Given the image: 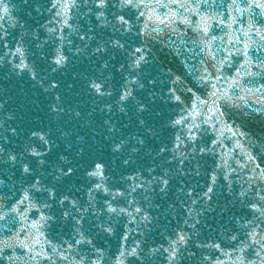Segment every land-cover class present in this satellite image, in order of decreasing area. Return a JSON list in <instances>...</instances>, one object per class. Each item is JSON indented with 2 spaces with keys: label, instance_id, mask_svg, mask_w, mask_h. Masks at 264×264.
Instances as JSON below:
<instances>
[{
  "label": "snow or ice",
  "instance_id": "obj_1",
  "mask_svg": "<svg viewBox=\"0 0 264 264\" xmlns=\"http://www.w3.org/2000/svg\"><path fill=\"white\" fill-rule=\"evenodd\" d=\"M22 4L50 19L28 28L13 15L14 0H0V21L22 30L11 36L0 24V264H155L156 257L160 264H264V134L238 131L228 117L256 93L264 104V0ZM156 45L179 67L160 61ZM79 60L90 68L74 72L71 83L58 76ZM225 132L249 141L235 140L239 156L223 143ZM204 155L214 166L197 192L186 178L200 175ZM220 176L243 213L219 222L217 237L203 242L197 225L218 207ZM161 211L168 223L175 215L182 223L165 229L167 247H149ZM61 220L70 222L69 238H49L50 222ZM92 229L123 243L109 256ZM130 233L140 238L129 246Z\"/></svg>",
  "mask_w": 264,
  "mask_h": 264
},
{
  "label": "water",
  "instance_id": "obj_2",
  "mask_svg": "<svg viewBox=\"0 0 264 264\" xmlns=\"http://www.w3.org/2000/svg\"><path fill=\"white\" fill-rule=\"evenodd\" d=\"M14 3L16 4V8L13 11V15L18 19L19 23L25 24L28 28H35L36 23H43L44 18H49L50 15L46 11L42 13V15H37L35 12H33L30 8L24 7L22 4V0H14ZM222 11V9H221ZM11 21L5 20L0 21V24L3 25L4 28H6L11 36H19L21 33V29L17 26L15 28L11 27ZM29 40L32 39L31 35L28 37ZM41 39H43V35L41 36ZM174 40H176V44L179 45V40L176 37H173ZM76 43H79V41H75ZM35 43H38L36 41ZM50 43V42H49ZM30 51L39 53V50L36 49L34 46L30 48ZM45 52L48 51V48L45 47ZM155 55L159 58L160 61L165 63L168 66H172L174 68L179 67L178 61L172 56L169 49L167 47H162L160 45H156L154 48ZM30 60L35 61L36 57L30 56ZM90 66L88 65L86 60H79V61H73L72 64L69 65V67L64 70L61 73H58V76L68 81L69 83L73 80V73L84 71L85 69H89ZM6 69L0 68V77H2L3 72ZM6 82L0 79V85L5 84ZM22 82L19 80H13L11 82L12 86H16L18 84H21ZM260 83H264V81H260ZM80 85L77 84L75 91H80ZM259 93L255 94V97L248 96V104H244L243 101H239V109H229L228 110V117L229 122H235L236 124L240 125V128L238 131H245L250 134L251 137L255 138L262 134H264V115H260L256 112V109L258 108H264V104H257L256 99L259 98ZM82 100H86V95L81 94L79 97ZM248 113L249 115H241L240 112ZM205 127H207L205 125ZM211 134V133H209ZM239 139L241 143L245 144V146L248 145L249 141L242 136H237L235 138L232 137L231 133L225 132L223 137V143L228 146V149L234 150V155L239 156L241 154V149L238 147H235V140ZM217 153H224V159L228 160L229 163H232V157L227 154V150L223 148H217ZM107 159V156H106ZM197 159L199 160L200 164L202 165L200 169V175L196 176L194 174L189 175L186 180L187 183L195 188L197 192H199L205 184L210 182V172L213 165V157L211 155H204V156H198ZM232 167L238 168V165L232 163ZM235 175L243 176V173L237 172ZM75 182V181H74ZM83 183V179H80V182L77 183V188L81 186ZM227 181L223 179L222 176L218 177V184L215 187L214 190V196H213V205L216 207V211L214 213H208L207 217L205 219L201 220V223L197 225V228L200 230V240L203 242H209L210 239L217 237V225L219 222H224L225 224L228 223L229 218L231 217L232 213L235 212L237 214H242L243 210L240 208L239 204L235 203V200L233 196L228 192L226 187ZM232 187L234 191H239L241 187V181H237L233 179ZM174 192V189H173ZM77 196L80 195L79 192L76 193ZM172 195V193H170ZM159 202V201H157ZM231 202V203H229ZM221 208H227L229 209L226 212L221 213ZM54 211H56L57 215L59 214L58 209L54 205ZM177 212H180V209H177ZM156 210H153V215H156ZM166 214L161 211L160 219L157 223H154L151 233L147 235L148 240V246L152 247L156 244H164L165 247H167V244L163 237L168 235V232L165 231V229L171 230L172 228H175L177 221H180L182 223V216L175 215L173 217H169L168 219L171 220V223H168L166 220ZM126 219V218H125ZM90 222L91 217L89 218ZM89 227V224H85V230H87ZM187 230V229H186ZM50 232L51 236H60L64 239H68L69 237L65 235V233H70V222H64V221H54L50 222ZM93 236H94V243L97 247H102L106 250L109 256H111L113 253L117 251L119 243H123L122 241L118 240L117 236H109L102 232H97L96 229H92ZM0 235H2V232H0ZM139 235L136 233H130L129 239L127 241V244L130 246L132 244V241L135 239H139ZM243 238V237H241ZM190 251H196L197 257L200 256L201 250H197L194 246H190ZM9 253H5V256H7ZM19 254V251L18 253ZM218 255V253H217ZM131 259V258H129ZM223 259V257H221ZM5 264H7V261L5 260ZM155 264H160V258H155ZM182 264H198V261L196 258L187 259L182 262Z\"/></svg>",
  "mask_w": 264,
  "mask_h": 264
}]
</instances>
